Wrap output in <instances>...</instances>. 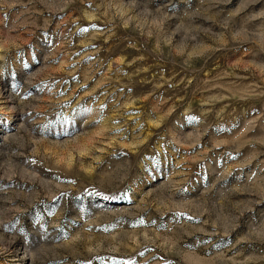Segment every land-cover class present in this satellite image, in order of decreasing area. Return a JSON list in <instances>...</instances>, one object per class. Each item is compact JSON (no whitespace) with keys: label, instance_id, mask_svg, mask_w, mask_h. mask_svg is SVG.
<instances>
[{"label":"rangeland","instance_id":"rangeland-1","mask_svg":"<svg viewBox=\"0 0 264 264\" xmlns=\"http://www.w3.org/2000/svg\"><path fill=\"white\" fill-rule=\"evenodd\" d=\"M0 264H264V0H0Z\"/></svg>","mask_w":264,"mask_h":264},{"label":"bare ground","instance_id":"bare-ground-1","mask_svg":"<svg viewBox=\"0 0 264 264\" xmlns=\"http://www.w3.org/2000/svg\"><path fill=\"white\" fill-rule=\"evenodd\" d=\"M3 105V104H2ZM3 107V106H2Z\"/></svg>","mask_w":264,"mask_h":264}]
</instances>
